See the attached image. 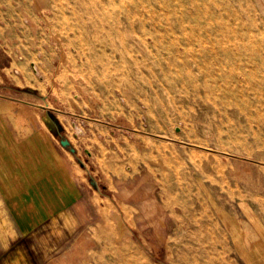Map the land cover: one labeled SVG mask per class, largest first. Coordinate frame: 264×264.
Instances as JSON below:
<instances>
[{"label":"rangeland","instance_id":"1","mask_svg":"<svg viewBox=\"0 0 264 264\" xmlns=\"http://www.w3.org/2000/svg\"><path fill=\"white\" fill-rule=\"evenodd\" d=\"M44 117L78 192H4L0 264H264V0H0V125Z\"/></svg>","mask_w":264,"mask_h":264},{"label":"crops","instance_id":"2","mask_svg":"<svg viewBox=\"0 0 264 264\" xmlns=\"http://www.w3.org/2000/svg\"><path fill=\"white\" fill-rule=\"evenodd\" d=\"M43 120L24 136H10L0 125V204H8L4 192L12 193V204H67L78 192L75 148ZM250 248L239 251L242 258L254 257Z\"/></svg>","mask_w":264,"mask_h":264},{"label":"bare ground","instance_id":"3","mask_svg":"<svg viewBox=\"0 0 264 264\" xmlns=\"http://www.w3.org/2000/svg\"><path fill=\"white\" fill-rule=\"evenodd\" d=\"M155 40V39H154ZM146 46V45H145ZM183 232V231H182ZM177 235V234H176ZM169 240V239H168ZM181 252V251H180ZM184 256V255H183ZM196 256H197V254H196ZM197 257H199V256H197ZM201 258V257H200ZM222 258V257H221ZM197 259H199V258H197ZM218 259V258H217ZM220 260V259H219ZM222 260H223V258H222ZM215 261H216V259H215ZM226 262V261H225Z\"/></svg>","mask_w":264,"mask_h":264}]
</instances>
